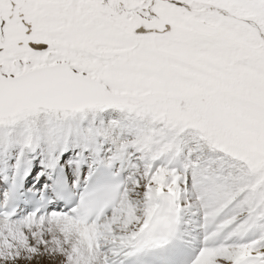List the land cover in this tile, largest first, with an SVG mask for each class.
<instances>
[{
    "label": "snow or ice",
    "instance_id": "1",
    "mask_svg": "<svg viewBox=\"0 0 264 264\" xmlns=\"http://www.w3.org/2000/svg\"><path fill=\"white\" fill-rule=\"evenodd\" d=\"M0 264H264V0H0Z\"/></svg>",
    "mask_w": 264,
    "mask_h": 264
}]
</instances>
